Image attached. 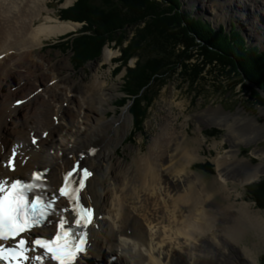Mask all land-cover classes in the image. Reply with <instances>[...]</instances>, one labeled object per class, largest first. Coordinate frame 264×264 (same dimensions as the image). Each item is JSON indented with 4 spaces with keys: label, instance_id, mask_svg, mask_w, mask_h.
I'll use <instances>...</instances> for the list:
<instances>
[{
    "label": "bare ground",
    "instance_id": "bare-ground-1",
    "mask_svg": "<svg viewBox=\"0 0 264 264\" xmlns=\"http://www.w3.org/2000/svg\"><path fill=\"white\" fill-rule=\"evenodd\" d=\"M47 1L0 0V180L7 184L18 177L29 179L33 172L48 168L41 188L47 195H57L63 176L73 166L79 164L92 173L80 194L81 205L92 209V219L83 230L88 247L77 264H258L252 249L237 245L248 231L264 237V216L247 202L232 201L233 194L241 197L239 187L264 175V151L252 152L259 159L257 164L239 157L241 145L263 137L256 119L225 113L221 107L199 114V122L225 127L230 143L229 149L212 159L217 175L210 184L187 170L199 152L197 147L190 148L185 123L178 125L173 108L160 119L142 155L132 162H114V143L126 138L132 117L128 108L119 117L105 116L106 79L111 71L104 74L101 68L116 57L112 48L104 49L101 62L78 95L56 79L46 99L35 95L49 88L48 83L32 81L41 71L35 50L42 49L45 40L79 27L56 19ZM194 2L216 11L214 17L220 21L224 15L243 22L246 18L245 28L264 45V0H222L225 4L219 3L217 10L216 0ZM72 3L66 0L62 6ZM241 4L248 5L245 17ZM36 20L41 21L36 24ZM19 100L27 104L19 107ZM202 139L199 133L194 143L201 145ZM10 158L14 171L5 167ZM216 196L228 203H218ZM59 204L68 206L65 200ZM64 215L71 220L74 214ZM39 231L55 233L56 224Z\"/></svg>",
    "mask_w": 264,
    "mask_h": 264
},
{
    "label": "rangeland",
    "instance_id": "rangeland-1",
    "mask_svg": "<svg viewBox=\"0 0 264 264\" xmlns=\"http://www.w3.org/2000/svg\"><path fill=\"white\" fill-rule=\"evenodd\" d=\"M65 1L66 0H48L47 5L48 8L53 11L52 15L56 19L61 22L69 23L71 21H67L61 16L63 12L72 8L78 0H73L70 6L63 7L62 5ZM216 1L217 3L213 5L216 8L215 10H217L219 3L225 4L222 0ZM236 1L239 2L240 0ZM105 2H113L112 4L117 5L116 9L113 10V15L117 23L124 26V31L129 39H132L133 36L137 34L141 37L144 36L145 42L139 57L124 61L122 47L118 46L116 42L108 41L103 47L101 56L98 59L85 63L79 62L75 59L70 44L74 39L80 36V33L84 32L87 23L72 22L79 25L75 31L68 35L45 40L43 48L35 50L34 60L40 65L39 69L41 71L35 73L32 81L40 80L48 83L49 87L47 89H41L42 91H36L35 95L39 94L40 99H46L49 92H52L53 79H56L55 81H58L62 87L70 86L75 94L78 95L86 86L85 84L90 81L95 68L101 62L104 49L110 47L116 52V57L110 65L106 64L101 68L104 74L111 71L106 79V94L108 99L105 105L107 109L105 116L108 119L119 117L123 113V110L128 108L129 114L132 117L131 128L126 138L122 140L120 144L117 142L114 143V147L116 148L114 162L121 161L128 163L132 162L134 157L142 155L147 149L150 139L156 135L158 124L161 121L160 119L166 111H169V108H173V111L179 116L177 121L178 125L185 123V133L187 134V141L190 143V148L197 147L199 152L196 161L190 168H187V170L200 176L206 184H210L216 179L217 175L212 159L217 156L218 153H223L229 149L230 143L226 141L227 130L225 127L201 123L199 122V114L209 110L211 107H221L225 113L234 115L240 113L241 116L255 118L260 124L263 129V137L251 145H241V152L239 154V157L247 158L252 164H257L259 159L256 158L252 152L256 149L264 151V107L253 105L254 100L250 103L249 100L251 98H248L249 95L246 94L243 87L234 85L233 81L231 82L226 76L221 74L219 68H222V66L216 65L215 69H210V71L203 72V74L200 75L196 68L197 56H195L193 52L190 53V51H186L183 53L184 48L177 47L174 57L173 54L169 52L170 46L168 42L154 25H149L150 22L148 23V21L143 22L139 20L138 15L125 6L118 4L116 0H92V5H97V8L101 6L103 10H108V5H105ZM181 3L182 12L192 11L195 17H202L210 21L216 28L223 26L225 29L224 31L228 33L232 31L236 32V29L239 30L245 38L248 47H257L259 48V53H264V45L256 40L255 37L251 36L247 31L248 29H246L247 27L245 28L246 18L243 22L238 20L234 15H231L232 17L229 18L224 15V20L220 21L214 17V12L216 11L207 6L205 7V5H203V9L199 7L196 2L192 3V0H181ZM106 6L107 8H105ZM245 7L247 9L248 5L242 7L241 4V11H243L244 17L246 16ZM198 8L201 10H198ZM262 18H264V14ZM40 21L41 20H36L35 23L38 24ZM255 21L256 20L252 21L254 25L256 24ZM126 45L127 43H125L123 47ZM166 53L171 55L172 67L166 68V70L162 72V74L166 73L164 76H167L164 83H158L153 88L150 86L149 91L145 93L146 96L144 98H146L147 101L149 100L150 104L146 108L142 119L136 120L132 115L135 103L130 96L131 93L126 90V83L129 82V70H134L135 67L142 65V62L157 58ZM190 55L191 58L187 59ZM254 87L264 91V83L261 85L255 82ZM35 90L21 94L19 97L24 98ZM259 92L261 96L264 97V92ZM19 101L23 102V100ZM170 101L173 103L172 106L169 105ZM26 104L27 103L24 105L18 104L17 106L23 107ZM142 104L146 105V101ZM240 110L241 112H239ZM113 132V129L108 130L109 134H113ZM199 133L204 139H202L201 145H196L194 139ZM216 143L219 144L217 147L215 146ZM263 180L264 175L260 179L247 184L244 188L239 187V192H241L242 195L236 198L235 194H233L232 201L237 203L247 202L251 204L254 211L264 216V207L260 208L251 195V190L256 189V186L262 183ZM229 186L233 187L234 185L229 183ZM215 200L220 204L228 203V201L224 200L221 196H216ZM262 238L264 237H258L253 231H248L237 245L241 247L247 246L252 249L255 252L258 264H263L264 239Z\"/></svg>",
    "mask_w": 264,
    "mask_h": 264
},
{
    "label": "trees",
    "instance_id": "trees-1",
    "mask_svg": "<svg viewBox=\"0 0 264 264\" xmlns=\"http://www.w3.org/2000/svg\"><path fill=\"white\" fill-rule=\"evenodd\" d=\"M116 2L138 15L139 20H147L150 22L149 25H154L168 42L169 52L174 57L177 47L183 46L185 53L200 41L202 43L200 49L205 60L197 65L198 74L204 71L207 64H212L216 60L220 64L235 67L234 69L239 70L253 86L255 82L261 85L264 83V53H259L257 47H248L239 30L228 33L224 31L223 26L216 28L210 21L195 17L192 11L182 12L181 0H116ZM112 3L105 2L108 10H103L101 6L97 8V5H92V0H78L72 8L63 12L61 17L67 21L87 23L84 32L70 44L71 51L79 62L98 59L108 41L116 42L122 47L124 61L139 57L145 42L144 36L137 34L132 39L128 38L124 26L117 23L113 15L117 5ZM125 43L127 45L123 47ZM170 56L166 53L142 62V65L135 67L134 70H129L126 90L131 93L130 96L134 100L132 115L136 120L142 119L150 104V101L144 98L150 86L153 88L166 80L167 76H164L166 73L162 72L172 67ZM188 58H191V55ZM222 73L228 79H233L232 70L226 71L225 67H222ZM233 84L236 85V81ZM145 101L147 106L142 104ZM256 187L251 190V195L258 206L263 208L264 180ZM262 263L264 264V256Z\"/></svg>",
    "mask_w": 264,
    "mask_h": 264
},
{
    "label": "snow or ice",
    "instance_id": "snow-or-ice-1",
    "mask_svg": "<svg viewBox=\"0 0 264 264\" xmlns=\"http://www.w3.org/2000/svg\"><path fill=\"white\" fill-rule=\"evenodd\" d=\"M5 167H12L11 158ZM78 169V178L73 180ZM91 174L77 164L63 176L58 195L67 200L68 206L64 209H57V195H47L39 184L19 179L6 184L0 180V261L5 264H77L78 256L88 247L83 230L91 223L92 209L81 205L80 194ZM32 178L38 180L39 176L33 172ZM64 212L74 214L71 220ZM57 213V220L49 219ZM49 223L56 224L55 235L45 238L39 229ZM38 250H42L41 254H36Z\"/></svg>",
    "mask_w": 264,
    "mask_h": 264
},
{
    "label": "water",
    "instance_id": "water-1",
    "mask_svg": "<svg viewBox=\"0 0 264 264\" xmlns=\"http://www.w3.org/2000/svg\"><path fill=\"white\" fill-rule=\"evenodd\" d=\"M145 21H147V20H145ZM196 45H194L193 47L190 48V53L193 52L195 54V56H197V65H198L201 62H204L205 56L202 55L203 51L200 49V45H202V43H200V41H198V43L196 42ZM181 48H183V46H181ZM216 65L222 66L223 68L225 67L226 71L227 70H232V78L233 79L230 80L227 77L226 78L228 80H230L231 82L233 81V83L236 81V83H237L236 85L237 86L240 85L241 87H243V89L245 90L246 94L249 95L248 98H251L249 100L250 103L252 102V100H254L253 105H258V106L264 107V97H262L260 92H259V91H261V92H264V91L260 90V88L254 87L250 82H248L249 80H247L239 70L238 71L235 70L234 69L235 67L233 68L232 65H225V63L224 64H220L219 62H217L215 60V61H213L212 64H207L205 66V69H204L203 72H208V71H210V69L211 70L215 69ZM219 69L221 70V74L223 75L222 68L220 67ZM203 72L201 74H203ZM234 76H235V79H234Z\"/></svg>",
    "mask_w": 264,
    "mask_h": 264
}]
</instances>
